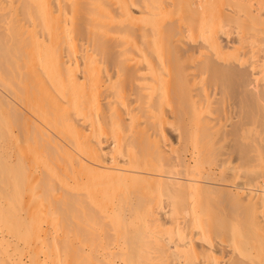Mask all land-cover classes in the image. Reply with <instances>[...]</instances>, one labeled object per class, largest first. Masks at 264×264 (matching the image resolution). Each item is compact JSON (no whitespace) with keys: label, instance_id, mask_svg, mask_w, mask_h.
<instances>
[{"label":"bare ground","instance_id":"bare-ground-1","mask_svg":"<svg viewBox=\"0 0 264 264\" xmlns=\"http://www.w3.org/2000/svg\"><path fill=\"white\" fill-rule=\"evenodd\" d=\"M255 37L264 0H0V264H264V170L216 169Z\"/></svg>","mask_w":264,"mask_h":264},{"label":"rangeland","instance_id":"rangeland-1","mask_svg":"<svg viewBox=\"0 0 264 264\" xmlns=\"http://www.w3.org/2000/svg\"><path fill=\"white\" fill-rule=\"evenodd\" d=\"M255 38H256V40L258 39V37H255ZM260 38H259V41H260ZM261 39H262L261 41L263 42L264 39L263 38H261ZM257 41H255V42L257 43ZM262 42H261V44L255 43L256 45L260 44L261 49L258 47L260 49V52L262 50V47L264 46ZM255 44H253V45L255 46ZM253 45H251V47H250L251 49L248 48L245 52L249 53L248 50L252 51L253 50L252 48L255 49V47H257V46L253 47ZM258 48H256L255 50L258 51L259 50ZM255 50H254V53H249V55H246L245 52H241L240 53L241 55L239 54L240 56L235 55L234 57H237V59H238V57H241V58L243 57V59L245 58V60H246L247 59L246 56H250V54H252L251 55V57H252L253 54H255V52H256ZM256 53H258V52H256ZM261 54L259 53L260 59L258 58V54L256 55L257 59H255V61H256L255 63L253 62L254 59H252V58H255L256 56H254L252 58L248 57V58H250L248 60H251V61L253 60L252 65L255 64L256 67H257V65L259 67V68L257 67V69H256V68H254L255 65H253L254 67H252V68L256 69V72H254L255 71L254 69H252L254 71L249 70L251 72V73L249 72V74H250L249 78H251V81L250 80L249 81L251 83L252 79L254 78V80L252 82L253 84H254V81H255V84H261L262 82L264 83V79L261 80V82L259 81L260 80L259 78L262 76V74H260L261 71H259L261 69V65H259V62L261 60V62H260V64H261L262 60H264V58H263L264 57V51H262ZM244 55H246V56H244ZM234 57H232V61L230 60L231 63H233V64L238 63V62H236L238 60H235L236 58H234ZM233 60L235 62H233ZM248 60L243 61V62H245V63L248 62V66L246 65V67H249V66L251 67V61L249 62ZM240 61H239V63H240ZM257 61H258V63H257ZM245 63H243V64H245ZM252 72L255 74L257 73L256 75L260 74L261 76L258 75V77L260 76L259 78L258 77L255 78L256 75L254 77H252L254 75V74L252 75ZM225 78H224V80L227 81V77H225ZM236 78H238V77H236ZM255 79L258 80L259 83ZM228 80L230 81L229 78H228ZM242 81L243 80H241V79H239L237 81H233L234 84H235V82H236V84H237V82L239 83L238 87L236 85H234L235 87H237V88H234V90H232L228 87L230 90H232L230 92L228 91L229 90L228 88L224 89L225 91H227V93L225 95H223L225 93L224 91H223V93H221L223 89H221L222 85L220 84L221 86H219V89L216 93L217 101L215 102L216 104H218V107H217V105L214 106L215 103H214V105L211 104L209 106V104L207 102L201 104L199 107L198 105L200 103L196 105L194 102L191 101V99L184 100V102L182 103L184 105L185 112H186L185 113L186 114V122L189 124L191 123V125H193L194 121H196L197 114L199 113V111L201 112V110H202V113H200V114H201V116H202V114L204 116V113L206 114L205 110L209 109V110H207L209 113L210 112L209 107H212V105L214 107H212L211 109H213V108L216 109V107L218 108V110L217 109L216 110L219 111V114L217 112L218 122H219L218 126L219 127H217V128L219 131L218 135H220V136H217V137L220 140H218V138L216 137V139L218 141V143H217L218 145L216 146L217 147L216 153L220 154L219 158L222 159V162H224L225 164L224 163L222 164L221 160H219L217 166H219L221 163V166H220L221 168L216 167V169L220 172H226V171H227L226 173L229 172L228 175L230 177V180L232 179V182L228 181V182H230V184H233L234 182H235L234 184H236V183L240 184V183H243L244 181H247L246 179L252 180L253 178L255 179L257 177H261L259 175H261L262 171L264 170V167H262L259 160H257L258 154H260V153L264 154V104H262V102H260L256 99L253 100L254 96L250 92V87L242 89L243 86L245 87L247 85V83H249L248 80H247V83H244ZM220 82H221V80H220ZM233 82H232V84L230 83L232 86H233ZM221 83L224 84V83H228V82H221ZM243 83L246 85H242ZM224 85L227 86L229 84H224ZM232 86H230V87H232ZM246 89L249 91H245ZM219 90H221L220 96L223 95L222 96V98H223L222 102H221V99L220 100L218 99ZM249 95H250V97H252L251 99H249V97H248ZM220 96H219V98H220ZM247 97H248V99H247ZM179 104L180 103L177 99H170L169 103L165 104V109L167 111H169V117L173 113L172 106H177V105L179 106ZM204 104H205L206 108H202V107H204ZM171 109H172V111H171ZM171 117H173L171 119H173V121H175L176 123L179 122L177 120V118H175V115L171 116ZM219 117H220V120H219ZM169 133H170V136L172 139H175V141L177 140L176 141L177 143H175V144L178 146L179 145L178 144L179 130H176L173 127H170ZM194 139H196V138L192 137L189 142H192ZM258 149H260V150H258ZM243 151L244 152L246 151L245 152L246 154L248 152L249 155L245 156V153ZM227 159H229V160H227ZM222 167H225V168L222 169ZM220 169H222L224 171H221ZM256 169L259 170V172L261 171V173H259V172L254 173L252 171V170H256ZM250 171H252L253 173L252 172L250 173ZM249 173L254 174V175H252L253 178ZM248 175H250V176H248ZM262 176H264V175H262ZM224 183H227V182H224Z\"/></svg>","mask_w":264,"mask_h":264}]
</instances>
